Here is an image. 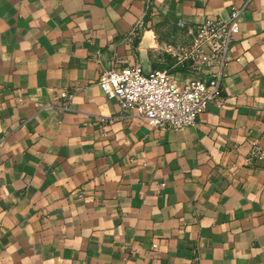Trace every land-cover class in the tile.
<instances>
[{"label":"crops","instance_id":"obj_1","mask_svg":"<svg viewBox=\"0 0 264 264\" xmlns=\"http://www.w3.org/2000/svg\"><path fill=\"white\" fill-rule=\"evenodd\" d=\"M233 5L221 100L193 124L99 87L135 63L206 79L189 30ZM0 264H264V0H0Z\"/></svg>","mask_w":264,"mask_h":264},{"label":"built area","instance_id":"obj_2","mask_svg":"<svg viewBox=\"0 0 264 264\" xmlns=\"http://www.w3.org/2000/svg\"><path fill=\"white\" fill-rule=\"evenodd\" d=\"M242 8L231 6L226 20L206 18L189 30L190 57L198 71L208 73L206 79L196 76L180 83L166 69L144 70L139 64L124 65L103 70L97 80L101 90L117 98L123 111H132L154 128L183 129L193 124L209 101L220 102L224 67L230 44L239 30ZM61 97H69L60 91ZM262 154L258 142H253L250 156Z\"/></svg>","mask_w":264,"mask_h":264},{"label":"rangeland","instance_id":"obj_3","mask_svg":"<svg viewBox=\"0 0 264 264\" xmlns=\"http://www.w3.org/2000/svg\"><path fill=\"white\" fill-rule=\"evenodd\" d=\"M190 44H191V42H190ZM190 48V47H189Z\"/></svg>","mask_w":264,"mask_h":264}]
</instances>
